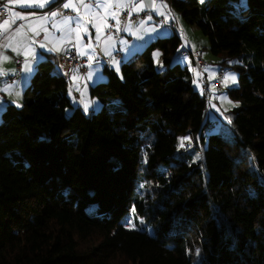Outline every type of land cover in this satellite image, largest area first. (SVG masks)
<instances>
[{
	"label": "trees",
	"instance_id": "trees-1",
	"mask_svg": "<svg viewBox=\"0 0 264 264\" xmlns=\"http://www.w3.org/2000/svg\"><path fill=\"white\" fill-rule=\"evenodd\" d=\"M167 1L238 71L231 135L176 31L105 68L92 112L46 54L0 119V264H264V0Z\"/></svg>",
	"mask_w": 264,
	"mask_h": 264
},
{
	"label": "crops",
	"instance_id": "crops-1",
	"mask_svg": "<svg viewBox=\"0 0 264 264\" xmlns=\"http://www.w3.org/2000/svg\"><path fill=\"white\" fill-rule=\"evenodd\" d=\"M68 2L74 7L64 8ZM122 8L129 10L126 19L120 16ZM10 11L12 19L0 25V119L6 105H21L38 62L48 53L55 57L54 70L59 73L63 52L75 45L89 70L76 71L68 79L66 93L74 105L83 108L87 103L92 112L100 103L90 88L106 80L105 68L118 72L148 42L174 33L179 26L185 36L190 32L167 0H10ZM193 33H197L194 28ZM185 38L182 54L203 59L191 39Z\"/></svg>",
	"mask_w": 264,
	"mask_h": 264
},
{
	"label": "rangeland",
	"instance_id": "rangeland-1",
	"mask_svg": "<svg viewBox=\"0 0 264 264\" xmlns=\"http://www.w3.org/2000/svg\"><path fill=\"white\" fill-rule=\"evenodd\" d=\"M243 1L244 0H240V3H242ZM184 26H187L189 28L188 30H190L187 36H185L184 32L181 30L180 28L181 26H179V28H177L176 30V33H178L182 37V43L180 47L181 51L185 50L184 48L186 42L185 37L191 39L193 47L201 52V57L208 65L204 66L203 71L200 74L198 71L199 68L198 61L196 62L197 63L196 64L189 54L180 53L178 57L180 68L181 70L187 69L190 72L192 84L194 88L198 90L201 94L205 92L203 85L204 84L206 85L207 96L209 101L208 104L209 113L207 119L210 123L209 125L214 123L212 127L207 129V134L223 133L225 136L229 137L231 135V129L229 126L230 123L225 115V112L235 105V102L231 98H229L228 90L237 86L238 71L235 68H232L230 65L221 64L220 62L223 59L222 57L211 54L209 50L208 38L205 35H203L199 29H196L197 27H192V25H188L187 23H184ZM193 28L196 30L197 35L193 33ZM172 33L173 31L169 35H171ZM167 36H160V37H167ZM144 47L141 48L139 52H141L144 49ZM119 71L120 68L118 72ZM220 71L223 72L220 73V75L223 74L221 77L219 76ZM233 76L235 77V83H233L231 79V77ZM225 77H228L227 82H225ZM218 83L220 85H218ZM96 102L99 101L96 100ZM86 105L87 107H85ZM83 108L85 112H88L87 103L84 104Z\"/></svg>",
	"mask_w": 264,
	"mask_h": 264
},
{
	"label": "built area",
	"instance_id": "built-area-1",
	"mask_svg": "<svg viewBox=\"0 0 264 264\" xmlns=\"http://www.w3.org/2000/svg\"><path fill=\"white\" fill-rule=\"evenodd\" d=\"M59 11L62 13H65L63 8H59ZM129 10L127 8H122L120 10V16L122 19H126L128 17ZM12 15L10 11V0H0V25L5 20H11ZM172 28L175 27L174 23H171L170 25ZM110 31L115 32L112 28ZM198 57V56H196ZM198 64H199V70L202 69V66L206 64V62L201 59L197 58ZM109 61L107 58L105 62ZM89 70V66L86 64V61L83 57H81L74 44H70L66 47L65 51L63 52L60 60V75L68 80L71 78V76L76 72L80 71L82 73H85ZM14 76L9 77L11 80ZM219 85V83H218Z\"/></svg>",
	"mask_w": 264,
	"mask_h": 264
},
{
	"label": "snow or ice",
	"instance_id": "snow-or-ice-1",
	"mask_svg": "<svg viewBox=\"0 0 264 264\" xmlns=\"http://www.w3.org/2000/svg\"><path fill=\"white\" fill-rule=\"evenodd\" d=\"M47 2H51V0H47ZM201 2H203V0H201ZM40 6H43V4H41ZM63 7L64 8H69V7H74V5H72L70 2H68V3L63 4ZM56 14L57 13H52V15H56ZM5 23H7V21H5ZM27 70L31 71L30 68H28ZM227 79H228V77H225V82H227ZM231 79H232L233 83H235V77L233 76V77H231ZM85 107H87V105ZM184 139H187V138H184ZM181 146H183V142H181Z\"/></svg>",
	"mask_w": 264,
	"mask_h": 264
}]
</instances>
